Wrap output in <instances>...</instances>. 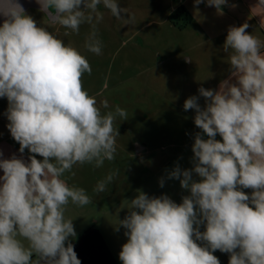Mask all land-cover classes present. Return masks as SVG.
I'll return each instance as SVG.
<instances>
[{
    "label": "clouds",
    "instance_id": "1",
    "mask_svg": "<svg viewBox=\"0 0 264 264\" xmlns=\"http://www.w3.org/2000/svg\"><path fill=\"white\" fill-rule=\"evenodd\" d=\"M203 2L194 0V5ZM206 2L220 14L227 4ZM37 3L49 22L72 33L88 24L84 47L96 55L103 47L99 6L117 19L127 11L117 0ZM258 6L264 7V0ZM0 15L5 17L0 98L8 100L7 127L19 152L32 154L27 161L15 155L0 159V264H81L69 239L76 236L73 220L65 211L70 202L82 207L91 198L84 188L70 186L65 174L75 176L76 165L100 168L114 160L119 136L114 124L117 118L126 120L127 112L116 106L102 114L83 88V75L92 72L86 57L38 26L17 0H8ZM248 27H229L223 50L230 76L218 90L198 89L205 107L197 96L184 102L185 111L195 109L194 123L207 136L195 135L193 168L177 166L170 173L190 195L177 204L167 195L150 198L138 192L129 214L118 221L128 237L119 253L122 264H220L216 250L230 254L229 264H264V41ZM100 104L110 107L107 99ZM116 174L98 181L94 191L104 192ZM159 183L164 186L163 179ZM243 189H251V195Z\"/></svg>",
    "mask_w": 264,
    "mask_h": 264
},
{
    "label": "crops",
    "instance_id": "2",
    "mask_svg": "<svg viewBox=\"0 0 264 264\" xmlns=\"http://www.w3.org/2000/svg\"><path fill=\"white\" fill-rule=\"evenodd\" d=\"M117 2L127 10L126 13H121L122 18L129 19L130 22L125 23V20L113 17L102 4L98 9L103 15L97 25L98 37L103 47L102 54L95 56L93 61L100 62L102 86L89 95L100 102L107 99L114 105L113 108L104 109L99 104L102 114L114 110L116 106L123 108L120 101L125 99V93H140L144 85L147 90L164 94L166 107L174 124L178 121L177 117H183L182 123L179 124V121L175 124L181 126V131L193 132L198 129L194 123L196 112L195 109L185 111L184 102L197 96L200 106L205 107V99L200 96L198 89L203 87L218 90L220 82L229 78L228 54L223 50L229 27L247 23L249 27L246 31L264 41V7L258 6L259 0H227V4L222 6L223 14L214 6H207L206 0L199 5H194V0ZM181 6L191 17L183 28H179L171 20V16ZM40 12L47 20L42 21L43 24L54 26L51 33L57 38L76 49L84 47L91 30L88 24H82L79 34H76L59 24L49 22L46 14ZM7 109V98H0V152L3 153L0 159H10L15 155L27 161L32 154L27 149L23 154L19 152L20 145L7 127ZM120 123L122 122L116 119L114 126L119 133H124L125 126ZM216 139L222 138L217 135ZM136 150L140 156L146 146L137 143ZM36 158L43 159L39 155ZM0 176H3L2 169Z\"/></svg>",
    "mask_w": 264,
    "mask_h": 264
},
{
    "label": "rangeland",
    "instance_id": "3",
    "mask_svg": "<svg viewBox=\"0 0 264 264\" xmlns=\"http://www.w3.org/2000/svg\"><path fill=\"white\" fill-rule=\"evenodd\" d=\"M26 13L36 21L37 25L53 32L54 26L43 24L42 21L47 20L39 10L32 8ZM78 50L86 57L92 69L90 75L85 73L82 77L83 88L90 94L102 86V68L100 62L93 61L96 54L87 51L85 47ZM164 98L162 92L147 90L144 85L140 93L133 95L129 92L125 93V99L120 101V106L126 110L127 119L117 118L122 122L120 124L125 126V131L120 132L116 137L115 159L106 160L100 168L89 164L76 165L73 167L75 176H71L70 173L65 174L70 186L84 188L91 198V203L88 205L81 207L70 202L66 208L65 217L73 220L76 233L74 238H69L71 243L78 239L83 230L93 226L104 235L116 264H122L119 253L128 239L125 235L126 229L120 226L118 221L129 214L130 201L142 191L150 198L167 195L175 203H182L183 197L190 195V191L181 187L179 179L170 178V173L177 166L181 170H191L194 166L192 145L196 133L207 139L206 134H203L199 128L197 130L200 131H181V126L175 124L179 121V124L182 123L183 117H177L178 121L174 124ZM113 100L117 101V99ZM99 104L100 101H97V106ZM109 104V108L114 107L112 101ZM137 143L146 146V150L140 156L137 155ZM110 172L117 173L113 181L107 185L104 192H95L97 182ZM161 179L164 180L163 187L159 183ZM193 180L197 182L200 180L194 172ZM243 191L248 195L252 192L251 189H243ZM199 230L205 231V226L201 225ZM197 243L201 242L197 241ZM213 255L219 259L220 264H229V253L216 250Z\"/></svg>",
    "mask_w": 264,
    "mask_h": 264
},
{
    "label": "trees",
    "instance_id": "4",
    "mask_svg": "<svg viewBox=\"0 0 264 264\" xmlns=\"http://www.w3.org/2000/svg\"><path fill=\"white\" fill-rule=\"evenodd\" d=\"M171 20L179 28H183L191 20V17L188 11L181 6L171 16ZM72 244L81 264H116L104 236L95 227L86 229Z\"/></svg>",
    "mask_w": 264,
    "mask_h": 264
},
{
    "label": "water",
    "instance_id": "5",
    "mask_svg": "<svg viewBox=\"0 0 264 264\" xmlns=\"http://www.w3.org/2000/svg\"><path fill=\"white\" fill-rule=\"evenodd\" d=\"M7 3H8V0H5V5H0V8L6 6ZM17 3H19L20 5H22L23 6V9L25 11L27 9H29V8L40 9V5L37 3V0H17ZM49 11H51V10H49ZM4 19H5V17L3 15H0V26H2Z\"/></svg>",
    "mask_w": 264,
    "mask_h": 264
}]
</instances>
